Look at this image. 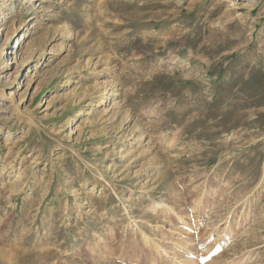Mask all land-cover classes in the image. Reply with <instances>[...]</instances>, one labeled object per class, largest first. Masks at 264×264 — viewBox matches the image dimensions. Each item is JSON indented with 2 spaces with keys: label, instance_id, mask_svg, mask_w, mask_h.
I'll list each match as a JSON object with an SVG mask.
<instances>
[{
  "label": "rangeland",
  "instance_id": "obj_1",
  "mask_svg": "<svg viewBox=\"0 0 264 264\" xmlns=\"http://www.w3.org/2000/svg\"><path fill=\"white\" fill-rule=\"evenodd\" d=\"M0 33V264H264V0H0Z\"/></svg>",
  "mask_w": 264,
  "mask_h": 264
},
{
  "label": "bare ground",
  "instance_id": "obj_2",
  "mask_svg": "<svg viewBox=\"0 0 264 264\" xmlns=\"http://www.w3.org/2000/svg\"><path fill=\"white\" fill-rule=\"evenodd\" d=\"M247 6H248L247 3H243V6H242V7H243V8H247ZM0 34H1V33H0ZM105 96H107V95H105ZM104 98H105V97L102 98V100H101L102 102H104Z\"/></svg>",
  "mask_w": 264,
  "mask_h": 264
}]
</instances>
